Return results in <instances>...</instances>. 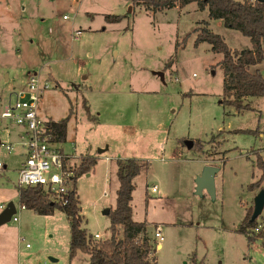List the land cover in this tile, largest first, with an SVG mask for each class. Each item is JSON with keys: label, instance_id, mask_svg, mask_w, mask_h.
<instances>
[{"label": "rangeland", "instance_id": "374dc122", "mask_svg": "<svg viewBox=\"0 0 264 264\" xmlns=\"http://www.w3.org/2000/svg\"><path fill=\"white\" fill-rule=\"evenodd\" d=\"M130 3L0 0V111L12 93L26 89L30 75L45 83L36 113L42 121L67 118L60 144L72 154L66 166L75 169L80 155L96 158L69 185L88 233L109 237L103 212L115 207L116 160L134 159L139 173L131 218L145 222L156 264H264L260 242L248 244L236 233L258 193L248 186L260 178L257 155L264 162V96L244 101L251 111L224 106L221 55L206 43L194 46L192 31L206 21L236 51L250 49L249 39L209 20L195 3L159 12ZM104 15L122 18L107 23ZM75 31L80 35L72 38ZM256 69L264 79V57ZM25 140L23 128L0 120V206L12 202L18 219L0 226V264H88L81 253L68 258L64 213L39 216L18 208ZM210 164L218 168L214 199L205 190L195 193L197 174ZM157 227L162 240L154 238Z\"/></svg>", "mask_w": 264, "mask_h": 264}, {"label": "trees", "instance_id": "16d2710c", "mask_svg": "<svg viewBox=\"0 0 264 264\" xmlns=\"http://www.w3.org/2000/svg\"><path fill=\"white\" fill-rule=\"evenodd\" d=\"M133 7L146 11L159 12L172 8H183L195 3L201 10L207 9L209 20H220L223 26L239 32L249 39L251 47L247 50H231L224 40L208 29L209 23L201 21L193 29L195 34L194 46L206 43L211 52L221 55L218 66L222 70V95L224 106H231L237 113L251 111L244 101L248 98L264 96V79L256 67L264 57V3L255 0H130ZM107 23H118L120 16L104 15ZM255 68L254 70H251ZM88 113L85 101L82 104ZM88 118H89V114ZM67 118L59 121H47V134L54 144H61L66 137ZM259 134V131H237ZM68 157L64 159L65 168ZM96 163L93 156H83L72 173L71 183L82 174L88 173ZM256 166L260 178L248 186L250 192L264 190V162L257 155ZM139 173L138 163L134 159L116 160V191L115 207L108 213L109 237L94 239V235L82 228V216L75 188L65 197L66 203L60 206L53 203L50 196L40 187L17 188L18 202L26 210L33 211L39 216H50L55 211L64 213L69 225L68 258L72 260L78 253L88 257V264H156L155 247L147 235L145 222L132 220L133 179ZM252 208L246 210V215L237 227L236 233L243 235L248 244L260 242L264 248V224L251 221ZM264 216V211H263ZM157 245V244H156ZM199 264V263H198Z\"/></svg>", "mask_w": 264, "mask_h": 264}, {"label": "built area", "instance_id": "2783aa9c", "mask_svg": "<svg viewBox=\"0 0 264 264\" xmlns=\"http://www.w3.org/2000/svg\"><path fill=\"white\" fill-rule=\"evenodd\" d=\"M254 1V0H252ZM63 16V19H67ZM80 35V31H75L72 38ZM46 89L44 83H40L38 76L30 75L26 89L12 93L8 103L0 111V120L12 123L24 129L25 142L21 144L23 150V161L17 170V188L40 187L45 191L53 203L60 206L65 205V197L72 191L69 187L72 173L69 167L63 166V161L69 156L60 152L56 144L50 141L47 134V121H42L36 113L37 103L41 92ZM8 153L12 150L9 145H2ZM67 159V160H68ZM67 162V161H66ZM150 191L155 192L153 186ZM19 209H23L19 204ZM2 209V206H0ZM15 214L10 221L17 223ZM154 238L162 240L161 230L157 227L154 231ZM94 239H101L94 234ZM23 242V239H19ZM29 245L26 244L25 248Z\"/></svg>", "mask_w": 264, "mask_h": 264}, {"label": "water", "instance_id": "95a60500", "mask_svg": "<svg viewBox=\"0 0 264 264\" xmlns=\"http://www.w3.org/2000/svg\"><path fill=\"white\" fill-rule=\"evenodd\" d=\"M258 3L263 4L264 0H255ZM162 80L161 73H155ZM187 149H191L193 143L190 141L185 142ZM102 151H99L101 153ZM218 172V168L212 165H205L202 168L200 174L196 177L195 183V193L197 195L201 194L202 190H205L211 199L215 197V188H214V177ZM264 209V190L258 191V193L253 198V209L251 214V221L256 220ZM109 211H104V215H108ZM15 214V205L12 202L6 204V206L0 212V226L6 224L10 221L12 215ZM52 262H55L54 259H51Z\"/></svg>", "mask_w": 264, "mask_h": 264}, {"label": "crops", "instance_id": "0c3cea01", "mask_svg": "<svg viewBox=\"0 0 264 264\" xmlns=\"http://www.w3.org/2000/svg\"><path fill=\"white\" fill-rule=\"evenodd\" d=\"M45 84V83H44ZM88 119H90L91 120V118H90V116H89V118ZM48 121H52V120H48ZM54 122H56V121H54ZM56 147L60 150V152H62L63 154H65V155H67V156H69V155H72V154H67V153H64L63 151H62V149H61V147H60V144H56ZM22 148V147H21ZM21 155L23 156V152L21 153ZM86 155H88V156H90L89 154H85V155H80L81 157H83V156H86ZM24 158V157H23ZM211 165V164H210ZM212 166H214V165H212ZM197 175H199V174H197ZM117 178V177H116ZM117 182H118V180H117ZM118 186H119V184H118ZM118 189V188H117ZM117 189H116V191H117ZM116 191H115V199H116ZM103 197H105L106 195L105 194H103L102 195ZM9 201V200H8ZM9 203V202H8ZM15 208H16V206H15ZM2 209H3V207H2ZM54 214V213H53ZM52 214V215H53ZM21 237L20 236H18V241H19V239H20ZM161 244L160 243H158L157 245H156V249L158 250L159 248L161 249Z\"/></svg>", "mask_w": 264, "mask_h": 264}]
</instances>
